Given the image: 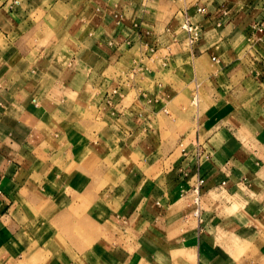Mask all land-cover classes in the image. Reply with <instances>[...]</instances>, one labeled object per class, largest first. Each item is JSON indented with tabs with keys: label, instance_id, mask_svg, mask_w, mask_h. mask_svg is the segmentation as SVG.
Returning a JSON list of instances; mask_svg holds the SVG:
<instances>
[{
	"label": "crops",
	"instance_id": "crops-1",
	"mask_svg": "<svg viewBox=\"0 0 264 264\" xmlns=\"http://www.w3.org/2000/svg\"><path fill=\"white\" fill-rule=\"evenodd\" d=\"M261 23L264 0H0V264H264ZM87 141L119 174L88 248L42 224L72 220L53 193Z\"/></svg>",
	"mask_w": 264,
	"mask_h": 264
},
{
	"label": "rangeland",
	"instance_id": "rangeland-1",
	"mask_svg": "<svg viewBox=\"0 0 264 264\" xmlns=\"http://www.w3.org/2000/svg\"><path fill=\"white\" fill-rule=\"evenodd\" d=\"M134 62V61H133ZM132 62V63H133ZM132 65V64H131ZM87 116L91 115L92 109L85 108ZM96 111V109H95ZM99 128V127H98ZM101 129V128H100ZM89 138L92 139L95 137V135L92 133L88 135ZM92 142H88L85 144V150L83 151V156L75 157L71 156L69 158V164L70 163H82L86 169L90 172H85L84 174V181L83 184H80L81 186L79 189L76 188V177L77 174L73 173L71 174L69 178L68 186L64 189L61 188H55V191L53 193L54 197H57L58 200L61 198L66 203L67 199H69L70 203H58L55 206L54 213L56 215L61 213H68L69 218H72V220L67 219H55L51 222L45 221L42 222V224H46V226L50 223L48 226L49 229L56 230L60 232V230H65V234H73L76 235L78 238H80L84 243L85 247L88 248V246L93 244V240H98L101 236L108 237L109 232V219L112 218V214L116 212L118 205L115 204L111 196V188L114 186V182L116 181L114 179L115 177V171L112 173L106 172L102 173V181H99L98 175L99 173L93 174L92 168H93V159L94 157L98 158L100 162H98L101 167L108 163L110 165V156H107V154H104L107 152L105 149H102L101 152H98L94 149ZM103 144V143H102ZM107 143H104L103 145H106ZM106 147V146H105ZM76 147H74L75 150ZM73 151V148L72 150ZM96 153V154H95ZM101 153V157H98L97 154ZM57 154V153H56ZM58 155L53 154L52 157H50V161H52L54 164L57 162ZM98 161V160H97ZM60 163V162H59ZM58 163V164H59ZM58 164L56 165V168L59 169ZM114 166L110 167L113 170L116 168L115 164ZM55 168V167H54ZM109 169V168H108ZM60 171L56 170L53 172V177H57V174L59 175ZM111 176V178H109ZM116 176H119V174H116ZM121 176H124V173L121 174ZM113 178V179H112ZM125 178V177H124ZM191 209L195 216H199L196 214V210L200 208V213L203 210V205L201 203L200 207L197 204L195 200L196 192L195 189L191 190ZM201 194V202H202V193ZM112 220V219H111ZM114 222V221H113ZM115 224V222H114ZM107 231V232H106ZM99 233L101 235H99ZM99 235V236H97ZM90 244V245H87ZM251 251V250H250Z\"/></svg>",
	"mask_w": 264,
	"mask_h": 264
},
{
	"label": "built area",
	"instance_id": "built-area-1",
	"mask_svg": "<svg viewBox=\"0 0 264 264\" xmlns=\"http://www.w3.org/2000/svg\"><path fill=\"white\" fill-rule=\"evenodd\" d=\"M203 9L204 8H202V7L199 8L200 11H202ZM263 25H264V23H261L260 29H263ZM183 27L190 31V35H189L188 40H189V42L191 44H193V43H195L196 41L199 40V38H200V30H199L198 27L191 25L189 23V20H187L185 22ZM213 59L216 60L217 58L213 57ZM194 102L195 103L198 102V93L197 92L195 93V96H194ZM203 182H204V180L200 179L198 185L195 188V192H196L195 200H196L197 204L199 205V207L201 205L200 187H201ZM0 193H1V190H0ZM195 213L199 215L200 214V208H198Z\"/></svg>",
	"mask_w": 264,
	"mask_h": 264
}]
</instances>
